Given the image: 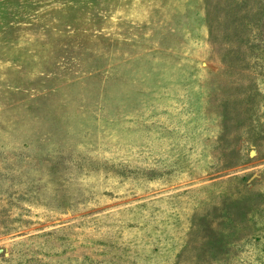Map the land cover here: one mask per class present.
Segmentation results:
<instances>
[{"label": "rangeland", "instance_id": "1", "mask_svg": "<svg viewBox=\"0 0 264 264\" xmlns=\"http://www.w3.org/2000/svg\"><path fill=\"white\" fill-rule=\"evenodd\" d=\"M259 234L264 0H0V264H264Z\"/></svg>", "mask_w": 264, "mask_h": 264}, {"label": "trees", "instance_id": "2", "mask_svg": "<svg viewBox=\"0 0 264 264\" xmlns=\"http://www.w3.org/2000/svg\"><path fill=\"white\" fill-rule=\"evenodd\" d=\"M66 226H61V230H64ZM60 229V228H59ZM45 235H50V233H46ZM243 245H248V251L249 252H254L256 251V254H260L261 256L264 255V235L263 234H259V236L257 237H250L249 239H247L246 243ZM135 260H133L134 262ZM238 262H236V264H249V262H247L246 257L240 258L237 260ZM113 264H119L118 262H112Z\"/></svg>", "mask_w": 264, "mask_h": 264}]
</instances>
